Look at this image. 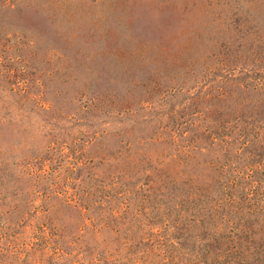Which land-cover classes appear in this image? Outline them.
I'll use <instances>...</instances> for the list:
<instances>
[{
	"label": "rangeland",
	"instance_id": "obj_1",
	"mask_svg": "<svg viewBox=\"0 0 264 264\" xmlns=\"http://www.w3.org/2000/svg\"><path fill=\"white\" fill-rule=\"evenodd\" d=\"M14 4L0 264H236V241L264 243V154L248 147L264 128L242 122L264 90V0Z\"/></svg>",
	"mask_w": 264,
	"mask_h": 264
},
{
	"label": "trees",
	"instance_id": "obj_2",
	"mask_svg": "<svg viewBox=\"0 0 264 264\" xmlns=\"http://www.w3.org/2000/svg\"><path fill=\"white\" fill-rule=\"evenodd\" d=\"M0 7H4L5 11L12 12L14 11V0H0ZM250 109L252 110L253 114L251 113L242 119L243 124L249 123L252 128H250V133L253 134L255 138L256 136L261 135V130L264 128V117H259V114L264 111V90L260 89L259 93H257L256 99L253 103L250 104ZM257 115V116H256ZM248 127V126H247ZM245 132V131H244ZM243 132V134H245ZM244 140V139H241ZM255 140L250 141V145L248 147L252 148V145H255L254 148H259L261 152V156L264 154V145L261 147L260 144L254 142ZM261 142L264 143V137L261 136ZM257 145H259L257 147ZM243 171L247 172V176L251 177L250 179L245 177V184L250 183L253 181L252 177V170L249 163L246 166L242 167ZM242 171V172H243ZM253 187V185H250ZM225 189V188H223ZM264 215V212H263ZM245 231V230H244ZM260 239L263 238L255 237L248 241H236L235 250H233V255H235L232 259H238L239 262L236 264H256L257 261H260L264 258V243L259 244ZM264 242V240H263Z\"/></svg>",
	"mask_w": 264,
	"mask_h": 264
}]
</instances>
